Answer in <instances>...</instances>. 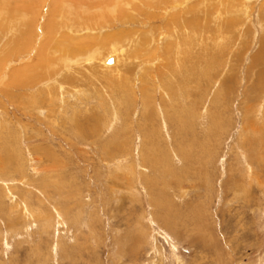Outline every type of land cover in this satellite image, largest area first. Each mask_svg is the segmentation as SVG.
<instances>
[{"label": "rangeland", "instance_id": "rangeland-1", "mask_svg": "<svg viewBox=\"0 0 264 264\" xmlns=\"http://www.w3.org/2000/svg\"><path fill=\"white\" fill-rule=\"evenodd\" d=\"M0 264H264V0H0Z\"/></svg>", "mask_w": 264, "mask_h": 264}, {"label": "bare ground", "instance_id": "bare-ground-1", "mask_svg": "<svg viewBox=\"0 0 264 264\" xmlns=\"http://www.w3.org/2000/svg\"><path fill=\"white\" fill-rule=\"evenodd\" d=\"M26 39H27V38H26ZM115 51H116V50H115ZM118 51H119V50H118ZM176 54H177V53H176ZM118 55H119V54H118ZM110 57L112 58V59L110 60L111 62L108 61L109 59H108V60L106 59L107 61L105 60V63L107 62V63H110V64H114V65H115V63H116V61H117V58H118L117 55H115V54H114V55L111 54V55L108 56L107 58H110ZM104 59H105V58H104ZM102 64H103V61H102ZM103 65H104V64H103ZM106 65H107V64H106ZM112 67H113V65H112ZM18 73H19V72H18ZM18 78H19V77H18ZM29 82H30V81H29Z\"/></svg>", "mask_w": 264, "mask_h": 264}]
</instances>
